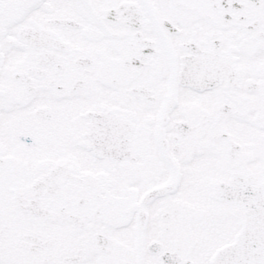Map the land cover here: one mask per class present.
I'll use <instances>...</instances> for the list:
<instances>
[{"label": "snow or ice", "instance_id": "obj_1", "mask_svg": "<svg viewBox=\"0 0 264 264\" xmlns=\"http://www.w3.org/2000/svg\"><path fill=\"white\" fill-rule=\"evenodd\" d=\"M0 264H264V0H0Z\"/></svg>", "mask_w": 264, "mask_h": 264}]
</instances>
